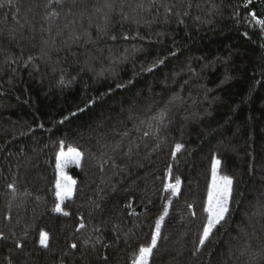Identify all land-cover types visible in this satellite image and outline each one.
Masks as SVG:
<instances>
[{
	"label": "trees",
	"instance_id": "1",
	"mask_svg": "<svg viewBox=\"0 0 264 264\" xmlns=\"http://www.w3.org/2000/svg\"><path fill=\"white\" fill-rule=\"evenodd\" d=\"M253 14L264 20V0H0V264H132L169 199L148 264H264ZM61 141L82 157L57 212ZM213 156L232 192L200 246Z\"/></svg>",
	"mask_w": 264,
	"mask_h": 264
},
{
	"label": "snow or ice",
	"instance_id": "2",
	"mask_svg": "<svg viewBox=\"0 0 264 264\" xmlns=\"http://www.w3.org/2000/svg\"><path fill=\"white\" fill-rule=\"evenodd\" d=\"M53 0H48V5H51ZM57 4H63L64 0H55ZM142 6V5H141ZM190 6V5H189ZM247 6V4L245 5ZM107 8L111 9L112 5L107 4ZM71 11V10H69ZM166 11H171V9H166ZM187 13H185L186 15ZM107 15V14H105ZM59 16L58 12H50L48 13V16L46 17L49 19L50 22L54 21L55 18ZM127 18V17H125ZM253 19L256 20L257 24H264V20L262 19H256L255 15L252 16ZM67 27V25H65ZM99 31L104 32V29H100ZM106 34V33H105ZM112 39H115L116 37H111ZM31 59V57H29ZM157 63H163V60H157L152 67H155ZM148 71L151 70V68L146 69ZM61 84L64 83V78L61 77L60 81ZM117 87H124V85L117 84ZM91 103V101H90ZM163 113L160 114L159 117H154V119L162 120L163 119ZM145 136L148 135L147 132L144 133ZM65 145L64 142H60V151L56 155V170L58 172V178L56 180V196L60 201H63L65 198H70L72 196L73 192V186L75 185V181L68 176L64 169L69 164H76L77 166L80 165L82 153L78 151L76 148H73L71 146L67 147V151L64 150ZM183 148V145L180 143H176L173 150H172V156L175 157L177 153ZM221 161L216 159L215 156L212 158V183L209 185L208 188V200L207 205L205 208V211L207 212V220L202 226V234L199 237V245L203 246L208 240L213 232V229H215L218 225L221 224V222L225 219V215L228 212V203L229 198L232 192V184L233 180L232 177L224 175L220 176L217 173V169L220 166ZM180 179L179 177L175 178V183H165L164 189L171 190L173 195H176V193L179 190L180 186ZM9 188H12L13 185L9 184ZM168 203H170V199L168 202L164 205V213L160 215L156 221H155V228L154 231L151 234V243L148 246H141L138 250V254L134 255L132 259V264H148V259L152 255L153 249L157 245V240L160 237V229L161 224L164 220L165 215L168 211ZM125 207H131V204L126 205ZM191 208L192 205H189ZM55 211L61 212V206L60 203H57L55 207ZM131 215H135V212L133 211L130 213ZM64 215H68L67 212L64 213ZM86 224L83 218H81L80 223L77 227V231H81L85 229ZM95 231H99V229H95ZM0 236H3V233H0ZM40 244L44 246L45 248L48 247V234L46 232L41 231L40 233ZM17 247H20L19 244H17ZM72 248H76L77 245L73 243L71 245ZM61 264L63 262L61 261Z\"/></svg>",
	"mask_w": 264,
	"mask_h": 264
},
{
	"label": "rangeland",
	"instance_id": "3",
	"mask_svg": "<svg viewBox=\"0 0 264 264\" xmlns=\"http://www.w3.org/2000/svg\"><path fill=\"white\" fill-rule=\"evenodd\" d=\"M65 151H67V149H64ZM71 165H76V164H69L65 169H64V172L67 174V168ZM57 171V170H56ZM58 172H57V178H58ZM68 175V174H67ZM69 176V175H68ZM211 183H212V177H211ZM73 192H74V186H73ZM73 192H72V195H73ZM178 193V192H177ZM176 193V194H177ZM66 199V198H65ZM58 202L57 203H60V206L62 204V201H60L58 198H57ZM149 260V259H148Z\"/></svg>",
	"mask_w": 264,
	"mask_h": 264
}]
</instances>
